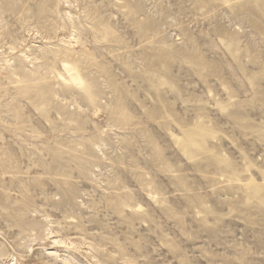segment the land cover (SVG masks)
Wrapping results in <instances>:
<instances>
[{
    "label": "rangeland",
    "instance_id": "1",
    "mask_svg": "<svg viewBox=\"0 0 264 264\" xmlns=\"http://www.w3.org/2000/svg\"><path fill=\"white\" fill-rule=\"evenodd\" d=\"M0 264H264V0H0Z\"/></svg>",
    "mask_w": 264,
    "mask_h": 264
},
{
    "label": "bare ground",
    "instance_id": "2",
    "mask_svg": "<svg viewBox=\"0 0 264 264\" xmlns=\"http://www.w3.org/2000/svg\"><path fill=\"white\" fill-rule=\"evenodd\" d=\"M64 67H66L67 72L73 70V68H72V67H68V65H65ZM69 75H70V77L73 78V79H78V78L76 77V74H75V73H71V74H69Z\"/></svg>",
    "mask_w": 264,
    "mask_h": 264
}]
</instances>
